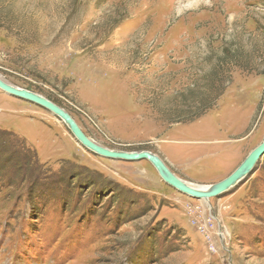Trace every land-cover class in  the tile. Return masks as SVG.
<instances>
[{
    "label": "rangeland",
    "instance_id": "374dc122",
    "mask_svg": "<svg viewBox=\"0 0 264 264\" xmlns=\"http://www.w3.org/2000/svg\"><path fill=\"white\" fill-rule=\"evenodd\" d=\"M0 78L210 187L264 138V0H0ZM0 264H264V156L206 203L0 90Z\"/></svg>",
    "mask_w": 264,
    "mask_h": 264
},
{
    "label": "water",
    "instance_id": "95a60500",
    "mask_svg": "<svg viewBox=\"0 0 264 264\" xmlns=\"http://www.w3.org/2000/svg\"><path fill=\"white\" fill-rule=\"evenodd\" d=\"M0 90L5 94L15 97L27 102H30L44 110L50 112L52 115L60 119L69 129L70 133L73 135L76 141H78L81 146H83L88 151L97 154L99 156L118 159L128 162H138L147 161L155 169L160 179L166 183L168 186L176 190L177 192L188 196L192 199L209 202L211 198L217 197L221 194L226 193L229 189L237 186L241 181L246 178L253 170L254 166L260 158L264 156V138L262 142L252 150L245 160L237 167V169L232 172L223 181L218 182L209 187H196L187 184L177 177H175L169 169L164 165V163L156 156L148 152H138V153H125V152H114L104 149L93 142H91L80 130L75 121L63 111L61 108L48 101L44 97L36 95L31 91L25 89L14 88L7 83L0 80ZM206 188V190H205Z\"/></svg>",
    "mask_w": 264,
    "mask_h": 264
},
{
    "label": "bare ground",
    "instance_id": "6f19581e",
    "mask_svg": "<svg viewBox=\"0 0 264 264\" xmlns=\"http://www.w3.org/2000/svg\"><path fill=\"white\" fill-rule=\"evenodd\" d=\"M0 80H1L2 82H4V80H3L2 78H0ZM4 83H5V82H4ZM244 179H245V178H244ZM244 179H243V180H244ZM200 188H201V187H200ZM210 188H211V187H209L207 190H210ZM231 189H232V188H231ZM231 189H229V190H231ZM205 190H206V188H205ZM229 190H228V191H229ZM228 191H227V192H228Z\"/></svg>",
    "mask_w": 264,
    "mask_h": 264
}]
</instances>
